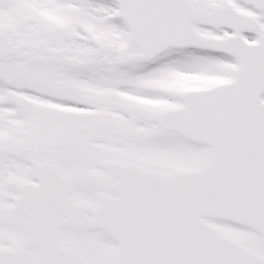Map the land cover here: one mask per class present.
I'll use <instances>...</instances> for the list:
<instances>
[{
  "label": "rangeland",
  "instance_id": "374dc122",
  "mask_svg": "<svg viewBox=\"0 0 264 264\" xmlns=\"http://www.w3.org/2000/svg\"><path fill=\"white\" fill-rule=\"evenodd\" d=\"M0 13L5 34L13 43H35L42 52L62 49L67 56L85 62L78 69L47 61L30 65L13 58L0 65L5 82V109L1 111L0 104V115L5 119L8 154L5 195L14 197L13 186L30 179L31 159L54 161L69 177L71 198L77 203L94 201L86 177L110 160L161 173L204 164L208 150L176 133L160 132L156 116L180 104L183 89L230 77L232 62L195 50H168L148 63L119 65V58L137 53V48L117 7L107 0H0ZM198 30L210 36L225 34ZM92 39L105 47V55L89 64L94 56ZM8 203L13 202L5 197V215ZM19 224V219L5 223L4 246L17 237L7 232ZM215 225L264 252L253 234L223 223ZM96 240V236L73 234L64 242L83 251L94 250Z\"/></svg>",
  "mask_w": 264,
  "mask_h": 264
},
{
  "label": "water",
  "instance_id": "95a60500",
  "mask_svg": "<svg viewBox=\"0 0 264 264\" xmlns=\"http://www.w3.org/2000/svg\"><path fill=\"white\" fill-rule=\"evenodd\" d=\"M114 1L141 51L138 57L142 61L168 48L195 47L231 53L233 46L229 40L205 38L190 28L194 20L218 28L217 15L195 14L179 0H161V5L152 4L153 0ZM241 19L238 17L237 21ZM261 39L264 45V35ZM92 44L98 59L103 47L96 40ZM46 54L53 64L69 68L82 66L77 58L66 57L62 50L49 49ZM7 56H17L28 63L42 61L37 48L25 54L20 46L12 47L5 39ZM131 60V56H125L119 63ZM240 71V68L236 70V79L231 84L217 88L224 89L220 92L223 95L229 94L222 105L205 106L207 100L214 102L210 98L219 96L217 89L189 91L182 94V108L157 116L161 131H176L197 144L211 147V156L203 169L162 175L138 170L133 164L124 167L109 162L105 166L106 175L88 176V182L96 189L108 179L120 178L111 188L118 198L98 197L96 218L90 222L93 228L102 229L118 243L115 264H264L263 259L220 236L203 221V218L220 219L264 231V207L258 208L243 199V185L249 182L255 168L264 166L258 154L264 152V106L257 94L248 95L250 101L239 95ZM33 169L39 186H23L25 197L20 200L32 203L26 227L30 236L53 238V231L45 229L47 217L65 214L70 217V225L78 224L82 218L86 222L78 206L71 204L67 196L69 186L61 182L53 168L34 164ZM40 225L44 231L35 234L34 227ZM133 236L140 242L136 247L132 244ZM52 249L49 264H82L70 251L59 246L56 237ZM131 252L141 260H129L126 254Z\"/></svg>",
  "mask_w": 264,
  "mask_h": 264
},
{
  "label": "flooded vegetation",
  "instance_id": "af4514ba",
  "mask_svg": "<svg viewBox=\"0 0 264 264\" xmlns=\"http://www.w3.org/2000/svg\"><path fill=\"white\" fill-rule=\"evenodd\" d=\"M192 8L193 10L200 11L206 14H212L213 12L221 9L225 11L228 14H232V12L238 14V15H245V16H250L253 17L257 20L258 23V28L257 31H264L262 30V27L264 26V0L259 1L258 0H185ZM5 3V1H4ZM2 13H0V35L5 36V22L2 23ZM196 25V24H195ZM254 32L253 34H244V42L246 45H255L258 43V32ZM31 44V43H30ZM208 55L216 56L217 59H227L229 63L233 61L229 56L225 55H219V54H214V53H209ZM264 57V54H263ZM234 62V61H233ZM232 62V63H233ZM5 64V57H0V65L3 67ZM0 93L2 94V101L0 104H2V110L3 111L5 108L3 106V100H4V95L5 94V82L3 80V73H0ZM230 80V78L226 79L225 81ZM224 81V82H225ZM212 84L213 85H217ZM262 101L264 102V94L262 96ZM0 120H1V127H0V238L2 241H0V249L1 250H6L7 252H14L15 254L13 255H7L5 257V261L8 263H15V262H20L23 260L26 261H37L39 259V254L40 250L37 247H33L30 245L26 244V234L24 231V224L26 221V216L19 211L16 208L15 204V199L18 198L21 193L17 190L16 187L13 186V191L17 192L14 197L11 198L9 195H5V119L4 115H0ZM99 174H102L103 171H98ZM15 179V178H14ZM26 182V181H23ZM22 181H19L17 184L23 183ZM31 183H34L33 180H30ZM10 183V180L8 181ZM7 186H10L7 184ZM19 189V187H18ZM98 194H104L108 196H114L113 194H110L108 192H99L94 190V196ZM5 197L8 199L10 202L14 203H8V211L5 215ZM81 204V203H77ZM85 217L88 220L93 219V210L97 207L98 202L95 200L93 202L89 203H83L81 204ZM15 215H18V217H14ZM7 216V217H5ZM17 219L20 220V224L18 227L15 229H12L11 231L7 232L8 235H14L16 234L17 237L13 241L7 240V243L5 244V247L3 246V242L5 241V223L7 225L10 224V221H14ZM65 218H62L63 220ZM243 232H249L252 233L251 231L247 229H241ZM79 235V236H96V241L94 243V250H83L79 251L78 249L74 248L73 245L74 243H71L68 245L67 241L64 242V240L69 236V235ZM261 243V246L264 247L262 243V238L255 234L252 233ZM59 236L61 243L63 247L71 249L81 260L85 262V264H112L114 257L117 252V245L114 243V241L109 238L105 233H103L99 229H94V230H88L84 232H79L76 231L72 228H64L59 231ZM101 238L103 240H101ZM105 244L106 248H102V245ZM242 244H244L242 242ZM246 245V244H244ZM247 246V245H246ZM248 248L252 249L253 251L261 254L264 256V252H259L255 249V247H251L248 245Z\"/></svg>",
  "mask_w": 264,
  "mask_h": 264
}]
</instances>
